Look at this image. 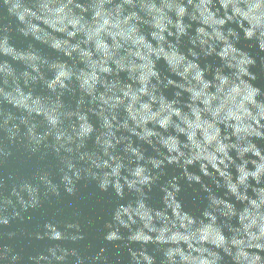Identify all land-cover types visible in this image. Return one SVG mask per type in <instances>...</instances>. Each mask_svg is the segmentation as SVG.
Here are the masks:
<instances>
[{
  "label": "clouds",
  "instance_id": "obj_1",
  "mask_svg": "<svg viewBox=\"0 0 264 264\" xmlns=\"http://www.w3.org/2000/svg\"><path fill=\"white\" fill-rule=\"evenodd\" d=\"M257 68L264 0H0V264H264ZM81 182L114 194V251L76 210L12 227Z\"/></svg>",
  "mask_w": 264,
  "mask_h": 264
},
{
  "label": "water",
  "instance_id": "obj_2",
  "mask_svg": "<svg viewBox=\"0 0 264 264\" xmlns=\"http://www.w3.org/2000/svg\"><path fill=\"white\" fill-rule=\"evenodd\" d=\"M15 43L19 47L26 45V41L22 37L16 36ZM246 43V42H243ZM255 55V50H253ZM258 73L257 84L264 88V72H261L258 68L253 69ZM51 162V161H50ZM37 161L33 158L32 160L26 159L22 152L17 150L16 155L10 159L4 166L6 171H17L21 174L27 175L30 173L31 169L36 166ZM169 175L173 174V170H168ZM151 195V203L155 206L159 205L160 202V193L158 189L154 188ZM181 199L185 204L192 209L194 212L198 210V205L195 204L192 200L194 195L193 189L184 185L183 191L181 192ZM115 202L114 194L109 192L100 191L94 182H81L78 186V191L75 196H68L62 194L60 198V203L57 204L55 201L51 205L46 204L43 209L31 213L33 220L31 222H24L23 224L17 222L12 225L14 229H26L34 230L36 226L41 223L44 219H64L67 218L73 210H76L80 213V221L83 227V230L86 234V239L81 241L79 247L82 249H87L89 245L93 248L99 246H105L109 248L110 251H114L112 245H107L103 241V224L109 218L110 210ZM63 208V214H57V210ZM92 220V224H89L88 221ZM20 246L29 247L27 242L21 240L18 242ZM37 242L33 243V246ZM122 256L126 257V253L121 252Z\"/></svg>",
  "mask_w": 264,
  "mask_h": 264
}]
</instances>
